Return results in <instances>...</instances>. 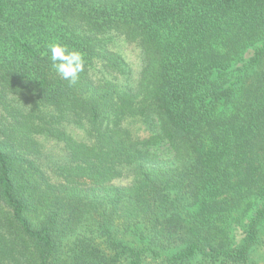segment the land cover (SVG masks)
<instances>
[{"label":"trees","instance_id":"trees-1","mask_svg":"<svg viewBox=\"0 0 264 264\" xmlns=\"http://www.w3.org/2000/svg\"><path fill=\"white\" fill-rule=\"evenodd\" d=\"M105 33L141 47L136 88L90 74L97 60L124 71ZM56 41L84 54L75 84L52 67ZM2 106L0 264H254L264 222V0H0ZM67 116L88 123L91 142L60 128ZM130 116L154 122L156 134L132 136L121 125ZM42 133L68 151L63 182L35 159ZM159 139L173 166L148 152ZM121 164L134 165L129 185L112 184Z\"/></svg>","mask_w":264,"mask_h":264},{"label":"rangeland","instance_id":"rangeland-1","mask_svg":"<svg viewBox=\"0 0 264 264\" xmlns=\"http://www.w3.org/2000/svg\"><path fill=\"white\" fill-rule=\"evenodd\" d=\"M107 48L120 56L123 60L124 71L119 73H112L106 71L102 62L97 60L94 66L90 69V74L95 80H113L119 85L126 88H136L140 78V73L145 65V58L138 42H128L123 36L112 35L105 33L100 36ZM9 105L25 110L22 103L18 101L15 95H7ZM3 106L0 107V115H5ZM46 114L54 113L52 107L42 109ZM8 115V114H7ZM122 127L128 130L135 138H147L153 136L157 132V127L154 122L144 121L138 117H125L121 121ZM60 128L65 130L74 139L84 142H91L92 138L89 136V125L84 120H77L75 117L67 116L59 124ZM34 138L37 141L38 153L36 154V161L43 168L45 173L53 182H63L64 178L60 173L59 167L70 164V156L65 149L64 144L55 138H52L45 133L35 134ZM149 153H151L157 165H171V152L165 141L158 140L149 146ZM119 175L112 180L113 185L125 186L129 185L134 177L133 164H121L117 166ZM250 200V198H249ZM250 204V202L248 203ZM257 207V204L247 206L241 216L243 223L250 217V214ZM242 211V209H241ZM238 216V213H236ZM238 227V226H237ZM251 259L254 264H264V222L260 227L259 242L251 253ZM146 264H167L161 259L148 256ZM186 264H198V260H194Z\"/></svg>","mask_w":264,"mask_h":264},{"label":"clouds","instance_id":"clouds-1","mask_svg":"<svg viewBox=\"0 0 264 264\" xmlns=\"http://www.w3.org/2000/svg\"><path fill=\"white\" fill-rule=\"evenodd\" d=\"M52 67L56 73L71 84H75L84 71V54L59 41L49 45Z\"/></svg>","mask_w":264,"mask_h":264}]
</instances>
